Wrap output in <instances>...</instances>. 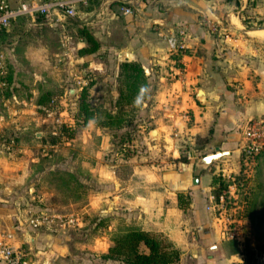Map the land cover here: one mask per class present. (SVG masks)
<instances>
[{
	"label": "crops",
	"instance_id": "crops-1",
	"mask_svg": "<svg viewBox=\"0 0 264 264\" xmlns=\"http://www.w3.org/2000/svg\"><path fill=\"white\" fill-rule=\"evenodd\" d=\"M73 1L78 2L75 18L51 23L37 16L19 22L32 25L39 38H51L42 44L43 51L55 53L58 62L68 61L71 77L81 68L91 73L93 99L102 104L119 98L121 64L136 63L145 70L149 95L156 85L151 94L156 103L140 119L142 147L124 155L115 149L116 133L92 121L61 146L70 152L65 166L72 173L80 167L81 180L89 181L90 188L89 199L73 212L77 225L69 230H91L90 217L108 220L91 248L80 253L81 248L60 228H35L29 223L14 228L3 220L6 209L1 202L9 180L16 188L42 176L37 172L40 159L25 138L40 146L47 134L37 89L29 98L16 94L3 98L13 115L20 155L7 158L1 153L4 144L0 146V224L14 228L17 244L30 251L33 264H87L81 263L78 251L97 260L108 253L112 235L131 228L167 236L181 251L176 264H244L250 222L240 207L225 215L217 210L212 182L215 173L232 177L240 171L250 123L264 119V29L248 28L244 21L252 13L249 6L264 5V0H139L133 16L122 15L125 0ZM83 29L100 44L98 53L79 56L87 46ZM180 32L185 33L186 49L176 61L169 40ZM80 80L87 84L82 76L74 79L75 84ZM72 82V78L60 81L62 102L77 100V90L70 94ZM199 91L206 94V103L198 99ZM154 129L160 130L159 140L153 139ZM133 142L128 147L139 148ZM218 149L228 155L212 171L197 172L198 159ZM185 154L187 163L180 160ZM181 195L189 196L186 208L180 206ZM233 230L239 234L237 252L224 248Z\"/></svg>",
	"mask_w": 264,
	"mask_h": 264
},
{
	"label": "rangeland",
	"instance_id": "rangeland-1",
	"mask_svg": "<svg viewBox=\"0 0 264 264\" xmlns=\"http://www.w3.org/2000/svg\"><path fill=\"white\" fill-rule=\"evenodd\" d=\"M249 11L252 13H250V15L248 13L247 18L251 17L253 19L249 20L246 18L244 20L246 22V27L264 29V20L260 19L264 17V5L251 4L249 6ZM48 35L50 34H47L49 38ZM46 40L49 41L51 38H39V36L34 33L32 25L30 26L26 21L19 22V20L12 24L5 38L0 36V60H3L5 67L8 64L13 65L15 71V86L18 88L16 90L15 87L9 98H12L14 94L18 97L29 98L30 95H32L31 90L37 89L39 91V97L51 93V97L55 100L61 95L60 93L64 91V88H60V81L66 78H72L73 82L70 86L74 90H79V86L75 84L74 79L81 76L85 79L88 72L84 73L82 71L83 68H81L78 72H74L75 74L71 77V69L68 65V61L58 62L55 53L43 51L42 44H45ZM49 47L50 49L54 48L52 45ZM176 54L177 53H175V55ZM119 85L118 90L120 89ZM149 91L150 86L147 96L142 97L141 103L137 105L135 117H132L130 121L131 124L128 127L118 130V132L111 130L116 133L115 149L122 151L124 155H132L142 147L141 141L143 140V134L140 133L139 126L142 123L140 119L143 118V115L149 110L151 105L156 103L155 97H151L152 93L155 94L156 85L154 84L150 95ZM93 97L94 95L91 93L89 99L93 106L104 107L109 111L115 110L118 99H109L102 104V102H97ZM4 99H6L5 96ZM2 100L3 98L0 96V146L4 144L3 149L1 150L0 148V150L3 156L5 155L7 158L12 157L11 159H17L20 153L18 152V138L14 132L15 129L12 127L14 124L12 119L13 115H10L11 111L9 112L8 109L4 107ZM59 110L64 112L63 120L68 123L67 126H72L75 130L61 134L64 125L60 126L54 123L53 118L47 119V113L41 112L46 120L44 129L47 131V134L44 143L39 146L32 142V139L29 137L25 138V142L34 148L32 154L40 159V163L37 165V172H40L42 176L39 180L33 182L28 181L21 187L16 188L13 187L15 182L9 180V188L7 189L6 195L2 196L1 202L6 209V218H3V220L5 224L12 225L14 228L16 225H20V223L24 225L29 223L32 226V221L36 220L41 221L40 226H55L60 228L64 230L62 231L63 234L67 233L71 237L75 246L81 248V253L84 251L82 248H91L94 239L98 233H100L101 229L108 224V220L104 219L98 221L96 217L88 218L92 229L86 232L74 229L69 230V228H74L75 225H65L63 222L65 217L74 216L73 212H75L83 202L89 199L90 188L88 186L89 181L87 184H84V181L81 180L82 175L80 173V167L78 169L76 167L74 168L76 174L72 173L68 166H65L64 161L70 156V152L61 147L69 140L76 138L85 127L82 123H78L76 119L73 118L77 112V102L65 100L60 104ZM94 124L96 123L94 122ZM129 127L132 128L128 129ZM130 141H136L139 148L131 147L125 151L122 150L124 146L123 142L128 147L129 144H132ZM9 147H11L10 150H8ZM253 160L254 159H247L245 165H242L240 171H238L239 173L237 172L238 175L241 174V176H243L241 172L244 166L245 178L246 181L248 180L247 187L245 188L246 191L251 189L254 185V181L257 179L256 162ZM237 174L234 176H237ZM231 187H233L234 196H237L238 186L234 184ZM29 188H31L30 191ZM34 189H36V192H34ZM45 218H48V220ZM249 222L251 226V236L246 242V246L248 247L251 257L253 256V260L249 264H264V228H261V224L260 227L254 228L250 220ZM7 225L0 224L3 228L10 230ZM112 236L110 238H112ZM78 257H81V263L87 264L116 263L111 261L106 262L100 258L96 260L90 255H79V251ZM86 257L90 258V261L82 260L86 259Z\"/></svg>",
	"mask_w": 264,
	"mask_h": 264
},
{
	"label": "trees",
	"instance_id": "trees-1",
	"mask_svg": "<svg viewBox=\"0 0 264 264\" xmlns=\"http://www.w3.org/2000/svg\"><path fill=\"white\" fill-rule=\"evenodd\" d=\"M246 24V22H245ZM12 27V26H11ZM10 29L0 30V36L5 38ZM81 35L87 42V46L79 51V56L84 57L98 53L100 44L87 29L81 30ZM185 53L180 50L174 57L176 61L180 60L181 55ZM88 74V73H87ZM87 84L78 90L77 112L75 119L78 123L86 126L90 121H94L98 126L114 130L128 127L131 124L132 117H135L136 107L141 103L142 97H146L149 89L148 76L145 70L136 63L121 64L119 98L116 104V110L109 111L104 107H95L90 102L91 89L94 86V80L91 74L86 75ZM6 82V88L0 92L2 98L8 99L15 89V71L11 64L6 65V75L3 78ZM54 98L51 93L44 94L37 100V105L42 113H48L53 108ZM72 126L64 125L61 134L73 131ZM125 142V141H124ZM123 142L122 150L129 147ZM248 158L246 153H242V165H245ZM256 162L257 179L250 190L246 191L247 182L242 168L243 176L238 175L231 178L224 176L222 172L214 174L212 182V195L215 204L219 205L220 199L227 193L234 184L238 186L237 196L225 195V204L228 210L234 207L241 208L243 217L251 221L252 226L257 228L262 225L264 228V148L253 158ZM182 162H188V156L184 155L180 159ZM189 196H180V206L186 208L189 204ZM224 248L231 252L239 251L237 239L226 240ZM248 247L245 248V262L249 264L253 256L249 254ZM181 251L167 236L152 231H146L139 228H131L124 233H118L112 236L111 246L105 255L99 258L103 261L118 262L120 264H176L180 261Z\"/></svg>",
	"mask_w": 264,
	"mask_h": 264
},
{
	"label": "built area",
	"instance_id": "built-area-1",
	"mask_svg": "<svg viewBox=\"0 0 264 264\" xmlns=\"http://www.w3.org/2000/svg\"><path fill=\"white\" fill-rule=\"evenodd\" d=\"M139 0H125L121 13L123 16H133L135 14L136 4ZM77 1L73 0H21L17 5H13L12 0H0V30L10 29L12 24L24 17L35 18L42 16L51 23H60L68 18L77 16ZM213 30H217L213 26ZM170 49L174 53L186 49L185 33L180 32L179 36L171 37L169 40ZM6 75V67L3 60H0V92H2L7 84L3 81ZM85 81L78 82L79 89L85 85ZM62 104L57 98L53 101V108L46 115L47 119L53 118L54 123L63 126L68 125L64 122V112L59 110ZM75 118V117H73ZM243 152L252 160L264 148V119L252 120L248 131V142L244 145ZM11 147L8 148L10 150ZM249 160V159H248ZM249 162V161H248ZM234 196L233 187H230L227 193L221 197L217 210L225 215L228 211L225 204V195ZM215 203V199L213 197ZM48 220V218H45ZM229 222L228 218H225ZM63 222L65 225H76L77 219L74 216L65 217ZM41 225V221H32V226L37 228ZM231 239H238L237 230L229 232ZM31 253L28 249L17 244V237L14 231L8 230L0 226V264H33L31 261Z\"/></svg>",
	"mask_w": 264,
	"mask_h": 264
},
{
	"label": "water",
	"instance_id": "water-1",
	"mask_svg": "<svg viewBox=\"0 0 264 264\" xmlns=\"http://www.w3.org/2000/svg\"><path fill=\"white\" fill-rule=\"evenodd\" d=\"M76 93V91L74 89L71 90L70 94L72 96H74ZM198 99L203 102L206 103L208 100L206 98V94L203 91H199L198 94ZM160 130L159 129H154L152 131V136L154 140H159L160 139ZM226 155H228L227 152H222L219 149L215 152V153H211L210 155H205L203 157H201L200 159H198L197 163H196V168H197V172L201 169L203 170H211L214 167L215 163L217 161H219L221 158L225 157ZM195 184L199 183L198 178L195 179L194 181Z\"/></svg>",
	"mask_w": 264,
	"mask_h": 264
}]
</instances>
